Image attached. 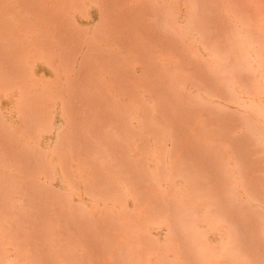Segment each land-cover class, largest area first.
Instances as JSON below:
<instances>
[{"label": "bare ground", "instance_id": "6f19581e", "mask_svg": "<svg viewBox=\"0 0 264 264\" xmlns=\"http://www.w3.org/2000/svg\"><path fill=\"white\" fill-rule=\"evenodd\" d=\"M86 8H87V5H86ZM158 14H159V12H158ZM158 14L156 13V15H158ZM169 14H170V11H169ZM161 15L162 14H159L158 17ZM162 17L163 18L165 17L162 20H165V19L167 20V17L170 18V19H168L169 26L166 30H168L169 32L174 34L175 37H177V35L180 36V38L181 37H187V36L190 37L193 35L195 36V27L196 26H194L191 23L190 18L185 19L183 21L179 20V22L178 21L175 22L174 21L175 16L173 17V16H171V14H170V16L169 15L166 16V14H165V16L163 15ZM0 25L3 26L4 25L3 22L2 23L0 22ZM173 25H176L177 29ZM237 33H236L235 42L232 43L233 49H235L233 53H235L236 56L233 57L232 59H227V58L226 59H224V58L219 59L220 51L214 49L215 47H212V49H214V50H212L211 47H209L210 49H208V48L207 49L210 52L214 53V56H211V58L213 60H216V66H217V68L220 69L219 70L220 72L226 71L228 69V67H230V66L234 70H239V74L243 70L248 71V73H246V77L247 76L248 77L247 78L245 77V78L247 80L250 77V80H247L248 83H250V84L249 85L247 84V86L245 85V88H247L248 94L256 96L257 100H255V99H249L248 100L244 97H241L240 94L238 93V91L235 90V85H236L235 82L232 81L228 77H225L223 80H221L220 78H216L215 82H217V85L221 86V88L217 86L218 89H220V90L222 89L225 92V94L227 93L228 98H230V101H232V103L239 105V108L232 109L231 112H228V111L226 112V110L224 112H226L227 114L232 113V112H233L232 114H235V112H236L239 116H241L242 120L245 121V125L247 126V131H246V133L242 132L244 134L243 136L246 137L245 135H247V137H249V134H250V136L254 138V139L252 138L253 141H255V143L252 142V148L251 149H248L249 147L247 144H248V142L251 143L250 141L252 139L250 140L248 138H244L242 135H239V136H241L242 139H240L236 135L234 136L232 131L235 128H233V130L231 128V132H232L233 136L229 133V130H230L229 124H231L232 122L229 123L231 120L229 122H226V121H227V118L230 119L229 117L231 116V114H230V116L225 118L226 113H223L224 114L223 118H225V119H223V121L226 120L225 124L223 123V125H227V126L229 125L228 126L229 129L227 126H225V127H227V129L225 131H224V128L222 129L221 127H218V126L217 127L220 128V129H218V131L220 130L221 132H218V131L214 132L216 130L211 131V130H209V128L207 130V128H204V127L202 128V126H201L202 129L199 128L200 126H197V125L200 123L199 121H202L201 119H199L202 116L200 114V112H202V111L199 109L201 107L205 106V108H203V109H205V111L207 112V115L209 116L210 112L208 113V111H209L208 106H210V109H211V107H217V106L215 105V103L213 104L211 100H207L205 98L207 93L199 90L200 88L196 89V90H192V91H189L187 89L188 90L187 92L184 90L180 91L181 90L180 89L177 92H171L170 93V91L174 90V89L172 90V88H171V87H173V83H175V81H173V80H172L171 87L168 84V88L165 86V85H167L168 82L164 83V81L162 80V82L164 84V88L167 89V91L169 90V87L171 89L168 92L166 91V95L164 96V94H163V96L165 98L167 97V99H168V96L173 93L172 94L173 96L172 95H171V97L169 96V99H171L170 101L172 103L174 102V105L171 107L174 109H178V110L179 109H183V110L186 109L185 111L180 110L179 118L181 117L182 121H183V119L184 120L187 119L185 116V113H187L188 110L194 111V112L196 111L192 108H189V107H191V105H194L196 103L195 105L197 107L201 106L198 108L197 114L193 113L195 115L194 117H195L196 121H197L196 116L198 114L201 115V116L199 115L200 117H198L199 123H196L197 125H195V126L192 125L193 127H191L190 124H188L187 122L184 121L185 123H181L180 124L181 126H178V123L182 122L181 120L179 122L174 121V119L176 120V118H177L176 115H179L178 110H176V112L178 114H176V112H175L174 119H173V116H171L172 119L169 118L170 116L168 117V115H170L172 113V108H170V111L168 112V114H166L167 110H166V112L163 111L164 113L162 111L161 112L163 114H165L164 116L162 115L163 119L169 118V119H167V121L171 120V122L173 120L176 127L171 125L172 124L171 122L168 125H167V122L162 123V121L160 123H156L155 118H152V117L150 118V116L147 115L148 110L157 109L154 107L156 105V103L153 104V107H152L151 106L152 104L148 105L149 102H144L143 100L140 101V99H142V97L140 96L141 97L140 98L139 93H136V91H135V93L138 94V97H136V98H135V96L133 97V94H135L132 91L133 86H135L134 90H137L136 85L139 82V80L141 79V76H144V75L143 74L139 75V73H138V75L140 76L139 80H138V78L135 77L137 75H134V70L132 71L131 70L132 67L130 66L131 68L130 67L129 68L131 71L128 70L129 71L128 74L131 73V77H128L129 76L128 74H125V76L128 75L127 77L130 78V80H131V78L135 77L133 79H136L137 81L135 82L136 85H135V83H134V85H132V84L129 85L131 83V81L129 80V84L127 85L128 81L126 80L127 82L126 81L124 82L123 81L124 79L121 76V79H122L121 81L123 82V84L125 83L126 86H130V87L132 86L131 91L133 93L129 96L128 107L123 109V111L128 112V113L127 114L125 113L126 116H123L124 113L122 115L119 114V116L121 115L124 117L123 120L128 119L127 121L129 124L126 123V125L128 124L129 127L122 124V122L124 124H125V122L121 120V117H120V120H118V121L119 122L122 121L120 123L123 126H120L119 122L117 123V125L112 124V116L114 114H116L114 111L115 109L112 110L113 112H111L109 110V109H111L109 107L110 104L107 105L108 103H110V99L112 96L109 97V95H108L109 101L107 100L108 103L106 104L108 106L107 110H109L111 113H113L111 117H110L111 113L107 112V110L105 109V111L107 112V115L109 114L108 116L110 117V118H108V121L110 119L111 123L107 121V116H105V112L103 111L104 110V106H103L104 103L102 101H104V99H106V98L99 99V95H98V99L101 100L100 101L101 103L97 102L98 100L96 102H94L97 97L93 98V96H95L98 93H95L94 95L93 94L91 95L89 93V95L92 96L91 102L87 101V100H90V96H89V99L86 98L87 99L86 100L84 98V100H83L84 103L87 101L86 107L90 108L89 110H91V107L94 104H97V106L102 104L101 106H103V108H101V106H100V110H102V109L103 110L100 112H102L103 114L98 113L99 115L97 118V115L95 113L96 120H95V115H93L94 111H91V113L93 112L92 114H89V112L87 113V114L91 115L92 118H94V119H92V121L95 120V124L97 123L98 120H100V121H98L99 124H101L100 122L102 120V125H103V122L105 124V121H106V123H110L109 126L104 125V128L102 127V125L98 124L101 128L104 129L103 130L100 128L99 130L101 132L102 131L105 132V130H107L106 132H108L109 127H111V124H112V126L116 127L117 130L119 129V131L115 132L114 135H113V132H111L112 133V136H111L112 139L111 140L114 141V142H112V147H111V145H109L110 143L108 142L111 140H109V138L107 141L105 140L106 139V133L104 134L103 132L102 133L100 132L101 135H103V136H99V137H102L101 138L102 142L104 140L105 145H108V147L105 149H102L100 147L102 149V151L99 149H98L99 151H97V149H96L95 153L93 152L94 149H93V151H91V149H90V147L93 148V146L90 144V143H92L93 138L91 139L86 135V137L88 138V141L86 140L88 142L87 144H90L91 146L90 147H88L89 145L86 146L85 145L86 142L84 144V141L86 138L83 139L84 138L83 135L87 134V131H85V134H81L82 131L79 130L78 134H81L83 136V138L81 139L78 137L81 141L80 140H77V141L75 140L76 142L73 141V145H75V143H76V146L78 143H83L82 145L80 144V147H77L78 149L82 150L85 147L84 150H86V147H88L89 151H91V153H88V155L90 156V154H93V155H91L93 157V159L92 158L91 159L94 161V167L97 168V176L93 177V175L95 174V172L93 171L92 174H89V176H91V178L88 177V179H87L85 177V179H84V175H81V177H78L76 179H71V177H73L72 175L70 177L71 170L69 169V166L71 164H70V161L69 162L66 161V160H68L66 158H70L71 156L62 157L65 154V153H63L64 151L62 152L63 154L60 153V157L63 158V160L60 161V159H59L60 163L64 164V161H66V163H69V165L67 164L68 166H67L66 171L64 170V168H66L65 167L66 164L64 165V168H63V166H60L63 170L62 172H63L64 176H63L61 171H55L54 176L52 175L53 177L50 178V177H48V174H47V171L50 168L45 167L46 168L45 169L42 165V167L46 171V173H44V172L43 173L47 175L48 179L46 181H43V183L47 184L46 186L43 183L39 184L40 188L44 185V187L41 189L42 191L40 190V192H43V189L45 188L44 190L47 193H46L45 201L42 202L43 198L41 200L37 201V203L39 202L38 206H40L41 203L44 206H47V205L50 206L51 204H54V209H55V203H57L56 207L62 208L61 212L64 213V214L60 213L61 215H59V217L61 216V218L63 216V218H64L63 223L65 224V222L67 220L71 221L70 222L71 224L75 223V224H73V226L74 225L77 226V227L75 226L76 230L75 229L72 230L74 228V227H72V225H70V228L67 229L68 225L66 227L65 226L66 224L64 225L62 223V225L66 228L67 232L62 231V234H60L61 235L60 239H59V234H58L60 231H57V233H56L58 235V236L56 235L57 238L51 237V235L53 233L49 234V231L45 232L44 226L42 225V227H41L39 225L46 222L45 223L46 226H48V227L49 226L52 227V226L49 224V222L44 221V220H43L44 222L41 223L42 221L39 218H40V215L43 214V212L47 216L49 215V218H46L45 215H42L41 218L45 217L48 220H52L51 222H53V223L56 222V220H55L56 218H53L54 219L53 220V219H51L53 217L51 215V213L48 214L50 209H48V212H45V211H47L46 208H48V206L45 208V210L43 208V212L41 214H39L42 211L41 207L39 208V209H41L40 212H39V209H37L38 212H35V213L31 210L30 216L38 213L39 217H38V215H36L38 221H36V220L33 221L32 218H30V217L29 218L32 221H29V219H28L29 212H28V215L25 214V215H27V220L24 219V220L20 221V216L23 219V217H22L23 214L21 213L22 211L18 214V215H20L19 220L17 218L18 216L16 217V215H15V217L11 216L12 212H14V210H16L14 207V204L10 205V204H7L5 201L7 200V202H9V203L12 202V203H19L20 204V202L22 203V201L26 199L25 196L29 193H27L25 195V192H24V194H23V191H21V188H23V187H20V186L27 184V182L25 183V181H28V182L31 181V180H27L26 178H24L25 175L29 179L30 175H32V173L34 171L35 172L33 173V175L34 174L37 175L38 173H40V169H39V172H37L36 168H35V170L33 169L32 173L30 171L32 169L31 168L32 164H30L32 162L31 159H35V157H37L39 153L37 154V156H33L34 150H32V152H30L28 150L29 148H27L26 150H27V152L29 151V154L31 153L30 155H28V153H26L28 156L23 155V154H25V153H23L24 150H22V152L20 150L19 153L17 152V154H16L15 151L19 150L20 147H18L19 145L14 144V142L16 141V140H14V137H13V139L11 138V140H13L12 142H13L15 148H13L12 147L13 145L11 146L10 144H9L10 146L5 145V147H8V148H6V150L5 149L2 150L1 157L3 156V151L5 150L4 158H5V155L7 153L10 154V151H12L13 156L11 153V155L9 156L10 157L9 159H12L14 157V152H15V155L19 154L21 156V154H22V157L26 156L28 158L30 156L31 157L33 156L34 158L30 157L26 160V161L30 160V163H29L31 165L30 169H29V165H28L29 161L27 162L28 167L27 166H26V168H25V166L23 167L24 163H26L23 161L24 157L23 158L19 157L20 162L17 161V163L22 164L21 167H23V168L21 170L23 171V169L25 168L24 170H25V172H27V174H25V172H24L23 174H25V175L22 176L25 179V181H24V179L22 180V182H24V184H22V183L19 184L20 182L17 179L16 180L12 179V178H14V175H16V174H14V175L12 174L13 175L12 176L10 173L11 177L8 178V175H6L7 176V177H5L6 179H3L2 176L4 173L1 174L2 171L0 169V176H1L0 177L1 178L0 179V194L2 195L1 198L5 200L4 201V200L0 199L2 201V202L0 201V204L2 203L1 207L3 208V206H4L6 210H7V205H8V208L12 205H13L12 208L14 207V210H12V211L10 209L11 207L9 208L10 212H11L10 214H9V209L5 213V215L6 216L9 215V217L5 218L4 220H0V264H264V100L261 97L262 91L259 90L260 79L256 78L257 73H258V69L256 68V66L259 64L260 65L264 64V53L260 54V52H261L260 47L261 46L259 47L258 50L256 48L250 47L248 49L249 52H246L244 49L241 48V47H243V46H241L242 42H239V38H238L239 32H237ZM257 34H255L254 41L256 40V38H258V40L260 39L264 45L263 35L261 34L262 35L261 36V35H257ZM122 37L124 38V40H126V38H125L126 35H123ZM128 37H129L128 38L129 41L127 43V40H126V45H129L131 43L129 45V48L132 45V42L136 43V45H137V40H139L138 37H137V40L134 37L132 38V36L131 37L128 36ZM119 40H120L119 42L121 43L122 39L119 38ZM124 40H123V42L125 44ZM131 40H133V41L130 42ZM138 42L141 43V41H138ZM136 45H135V47L133 46L134 49H133V47H131V50H133L132 55L136 54L135 57L140 55L139 53H134V51L137 52V50L135 48L137 47V49H138V47H139V45H137V46ZM129 48L127 47L126 53L128 52L127 50H130ZM140 48H141V46L139 47V49ZM139 49H138V52H139ZM4 51H6V49H4ZM4 51H2V52H4ZM2 52H1V48H0V59L1 60L3 58L5 59V61H3L4 59L1 61V63H3V67H2L3 69L1 68L2 64L0 65V82L1 83L3 82L0 85H2L1 87L3 88L4 80L6 79V77L3 78L2 76L3 75L7 76L5 74V72L7 70L5 68V71H4V67L7 66L6 65L7 62L9 63V60H11V59L9 58V53L5 54V56L8 55V58H9L7 61L5 56L3 57ZM142 52L143 51H141V54H142ZM146 52L149 53V51H146ZM129 54L131 55L130 52H128V56H129ZM144 54L145 53L142 54L143 57L146 56V55L144 56ZM99 55H101V54H99ZM115 55H116V52H115ZM115 55H113V56L115 57ZM117 56L119 57L118 54H117ZM125 56L128 57L127 54ZM125 56H123V57L121 56L122 59H120V60H122L121 61L122 64L124 61L126 62L131 57L130 56L128 59L125 58L123 61V58ZM147 56H148V54H147ZM103 57H105V55ZM143 57L141 56V60H143V62H144L146 60V58H143ZM119 58L116 59L118 64H120L118 62ZM133 59H134V56H133ZM136 59H137V57H136ZM131 60H130V62L133 61V60L132 61ZM141 60L139 59L138 61H141ZM116 61H115V63H116ZM148 61H149V59H148ZM81 62L84 63V61H82V60H81ZM130 62L128 60L127 65ZM146 62H147V60H146ZM146 62H144V64H142V65L145 66ZM4 63H5V65H4ZM10 63H11V61H10ZM13 63L15 65L16 62H13ZM138 63H140V62H138ZM17 64H18V62H17ZM152 64L150 65V67H152ZM123 65L125 67V70L128 69L129 65L125 66L126 63ZM155 65L156 64L153 65V68H155L154 67ZM148 66H149V63L147 65V67ZM11 67L12 66L10 65L9 68L11 69ZM15 67H17V66H15ZM15 67H14V69H15ZM18 67H19V65H18ZM150 67H149V70H150V72H152V70H151L152 68L150 69ZM118 68H120L119 69L120 73H118V70H116V72L118 74L117 79H119V75L121 74V72H123V71L125 72V70L123 69V66L120 65ZM121 68L123 69V71L121 70ZM156 68H158V67H156ZM10 69H8L9 70L8 72H10ZM133 69H134V67H133ZM145 69H146V66H145ZM154 70L155 69H153V71ZM112 71H113V73H115L114 72L115 69ZM140 71H143V70H140ZM145 71H147V69ZM246 71H243L244 73H242L243 74L242 78H244V74ZM2 72H4V73H2ZM8 72H7V74H8ZM228 72H229V70H228ZM126 73H127V70H126ZM88 74H87V76H88ZM109 74H110V72H109ZM148 74H149L147 76L148 78L151 77L150 76L151 74L154 75L153 73H149V72H148ZM92 75L93 74H91V76ZM91 76H89V81H90ZM114 76L116 77V74H114ZM123 76H124V74H123ZM80 77L81 76H79V79H80ZM93 77L94 76H92L91 78L93 79ZM127 77H124V78L126 79ZM145 77H143L144 80H145ZM153 77H156V75ZM223 77H224V75H223ZM79 79L77 78L78 82H79ZM77 80L74 79V81H76L75 84L77 83ZM80 80H82V79H80ZM83 80H87L86 77H84ZM155 80L157 81V83ZM246 80H243V81H246ZM74 81H73V83H74ZM150 81L151 80H149V82ZM159 81H160L159 77H158V80H157V77L153 78L152 82H155V83H153V85L157 84L160 86L162 84V82L160 84ZM247 81H246V83H247ZM147 82L148 81L145 82L146 86L148 84ZM152 82H150L151 86H153ZM219 82H221V84H219ZM71 83H72V81L70 82L69 88L71 87V89H72ZM180 83L182 84V81ZM212 83L213 82L210 81V84L212 86L215 85V83H213V84ZM243 83L244 82H242V85L244 88V84H246V83H244V84ZM81 84H83V83L81 82ZM163 84H162V86H160L161 92L158 90L159 89L158 86H156L158 88L156 90L151 87L150 89H145V91L147 92V90H148V92H152V91H149L152 89V90L157 91L158 96H160L161 93H165L164 92L165 89L164 88L162 89ZM206 84L207 83L205 82V86H206ZM76 85H78V87H79V84H76ZM88 85L91 87V82H88ZM121 85H122V83L120 82L119 86H121ZM138 85H139V83H138ZM138 85H137V87H138ZM176 85L178 86V84H176ZM208 85H209V83H208ZM89 86H88V88H90ZM119 86H118V91H119ZM146 86H144V87L146 88ZM122 87L125 88L124 85ZM139 87H141V85ZM144 87H141V88L144 89ZM149 87H150V85H149ZM182 87H184L183 84H182ZM83 88H85V87H83ZM123 88L119 92L126 89L125 91L127 92V95H128V93H129L127 90L128 87H126L125 89H123ZM147 88H148V86H147ZM177 89H179V88H177ZM182 89H184V88H182ZM84 90L85 89H82V90L80 89L79 91L82 92ZM216 90L217 89L215 88V92H216L217 96L220 97L219 95H221L222 92H219L220 90H218V91H216ZM74 91H75V89H74ZM158 91H159V93H158ZM213 91H214V89H213ZM93 92H95V91H93ZM190 93H191V95H190ZM77 94L79 95L80 92L77 91ZM83 94H84L83 97H86L87 93L85 94V92H82V95ZM167 94H169V95L167 96ZM73 95H74V93H73ZM80 96H81V94H80ZM222 96H224V95L222 94ZM83 97H81V98H83ZM69 98H70V94H69ZM137 98L139 99V102H138V100L137 101L134 100ZM159 98L161 99V97H159ZM165 98H163L164 101H165ZM193 99L195 102L194 104H193ZM71 100H73V98ZM75 100H77V98ZM78 101H80V100H78ZM83 101H81L82 104H83ZM105 102H106V100H105ZM142 102H144V103H142ZM156 102H157V100H156ZM159 102L160 101L158 99V104H159ZM168 102H169V100H166V104ZM204 102L206 104H204ZM111 103L112 104L115 103L114 100H112ZM164 103L162 101V103H160V104H163V106H165L166 104L164 105ZM172 103L171 104L168 103L169 106L172 105ZM32 104H33V102H32ZM112 104L110 105L111 107H112ZM81 105H79V106H81ZM79 106H77V108ZM115 106L118 108L117 103L115 104ZM123 106H124V104L122 105V108H123ZM163 106H159V107H161V109H163ZM196 106L195 107L193 106V107L195 109H197ZM71 107H72L71 108L72 110H73V108L75 110V107H73V105ZM148 107L150 109L145 110V108L147 109ZM93 108L95 109V111L99 112L98 110H96L97 109L96 107L93 106ZM122 108H120V109H122ZM217 109H218V111L222 109L221 111L223 112V110L225 108L218 105ZM116 110H119V109H116ZM25 111L28 112V108ZM77 111H80V108ZM86 111H88V110H86ZM174 111L175 110H173V113H174ZM181 111L183 112L182 116H181ZM27 112H25L23 114H27ZM144 112H145V114H144ZM146 112H147V114H146ZM203 112H204V110H203ZM203 112H202V114H203ZM117 113H118V111H117ZM121 113H122V110H121ZM76 114H77V112H76ZM193 114H191L190 116L189 115L187 116L190 118V120H192V121H190V120H187V121H190L191 123L193 122L192 124H194V121H195ZM1 115L6 117V118L7 117L10 118L12 116V113H9V108H6V109L0 108V117H1ZM102 115H104L106 118H104V116H102ZM127 115H128V117H127ZM183 115L185 116L186 119L184 118ZM207 115H206V118H208ZM219 115H221V116L217 117L218 113L216 114V116L213 114L214 118H211L212 115H211V117L209 116L210 120L213 119L216 121L214 123V125L217 122H219L218 119L220 117L222 119V114H219ZM237 116L235 115L233 117H237ZM88 117H90V116H88ZM102 117L104 118V121H103ZM116 117L119 118L118 116H116ZM216 117H217V119H216ZM23 118H25V116ZM71 118L73 119V117H71ZM82 118H81V116H80V118L78 117V119H80V120ZM113 118L115 120L114 122H116L117 118H115L114 116H113ZM27 119L29 120L28 117H27ZM67 119H69V118H67ZM85 119H87V117H85L84 120ZM203 119H205V118L203 117ZM235 119H234V122H236ZM238 119L239 118H237V120ZM242 120H241L240 124H242ZM0 121H1V119H0ZM29 121L31 123V120H29ZM24 122H25V120H24ZM82 122L84 125V121H82ZM30 123L27 122L26 124H30ZM87 123L89 125L88 121H87ZM164 123H166V124H164ZM220 123H221V121H220ZM0 124H1V122H0ZM31 124H35V122L33 121ZM70 124H72V125L75 124V126L79 128V124L76 123V121L70 122L69 126L67 125V127H69V130L71 129L70 131H73V132H74V128H75V131L78 130V128H76L75 126H73V129L70 128ZM95 124L93 123V125H94L93 127H95V129L92 130V127L90 129V133L92 132L93 136H94V134L96 135V133H94V131L95 130L98 131V128H99V126H98V128L96 129L97 124H96V126H95ZM203 124H204V122H203ZM205 124H206V122H205ZM50 125H51V122H50ZM209 125L210 124L208 122L207 127H209ZM217 125H220V124L217 123ZM236 125H238V127L240 126L239 123L238 124L236 123ZM90 126H91V121H90ZM124 126H126L128 129L126 130L124 128ZM186 126H187V131L185 128ZM210 126L213 127L212 125H210ZM30 127H33V125H30ZM80 127L82 129V126H80ZM87 127H85V128H87ZM122 127L124 128L125 131H123V129H121ZM130 127H131V129L133 128V130L135 131V134H137V137L130 134V131H129ZM111 128H113V127H111ZM177 128H178V130L180 129L179 132H177ZM34 129H36V126ZM168 129L169 130L172 129V131H171L172 134H170ZM213 129H214V127H213ZM49 130H50V128L48 129L47 133H49ZM64 130H63V132H64ZM222 130H223V132L227 131V133H223ZM0 131H2V129ZM120 131L122 132V134ZM73 132H72V136L77 134V132H75L74 134H73ZM176 132L179 133L178 134L179 136L176 134ZM182 132L184 133L182 135H187V134H185V132H187L188 138H185L186 136L180 135V133H182ZM97 133L99 134V131ZM40 134L37 133L36 134V135H38L37 137H39ZM234 134H235V132H234ZM2 135H3V137H6V138L0 139V144L2 142L1 140H3V141L5 140L6 143L8 144V142L10 141L9 135L7 134L8 135V141H7V135L5 136L3 131H2ZM59 135H61V134L59 133ZM104 135H105V138H104ZM1 136H0V138H2ZM70 136H71V134H70ZM97 137H98V135H97ZM97 137H94V138L97 139ZM133 137H136V138H134V140H131ZM183 137L185 139H183ZM36 138H35V140H36ZM59 138H60V136H59ZM73 138H75V137H73ZM236 138H238V144L239 145L240 144L244 145L246 142L247 143V144H245L246 148H244L245 146H243V148H242V145L239 146L237 144ZM89 139H91L90 142H89ZM171 139H172V141H171ZM227 139L229 142L231 140L232 143L230 142V145L233 144L234 148H237V149L240 148V150H241L240 152L242 154L239 153V155L236 156V154L238 152H233V150L231 153L227 154L228 150L232 149L229 147V145H228L229 142H227ZM60 140H62V138ZM72 140H74V139H72ZM168 140L171 142L173 150L170 147H168V144H167ZM234 140H235V143L238 145V147L236 144L233 143ZM241 140L244 141V143ZM5 141L3 144H5ZM34 142L36 143V147H37L38 142L37 141H34ZM60 142L62 143V141L57 142L58 145ZM71 142L72 141H70V144H72ZM96 142H97V140H96ZM99 142H101V141H99ZM99 142H97V144ZM57 143H56V146H57ZM93 143H95V142L93 141ZM17 144H19V143L17 142ZM32 144H33V142H32ZM95 144H93V145H95ZM102 144L104 145V143H102ZM253 144L257 145L258 148L255 147V145L253 146ZM53 146H55V145H53ZM11 147H12V149H11ZM73 147H74V149H73L74 151L72 153V156H73L74 152H76L75 146H72L70 148H73ZM95 147L97 148V145H95ZM231 147H232V145H231ZM1 148H4V147L2 146V147H0V149ZM31 148H32V145H31ZM58 148H59V150H58L57 154L59 156V151L61 150L60 145ZM58 148H55L56 151ZM8 149L10 150L9 152H8ZM49 149H50L49 146L42 148L44 153H50ZM13 150H14V152H13ZM39 150L41 151L40 147H39ZM39 150L37 148V151H39ZM170 150H171V152H170ZM86 151H88V150H86ZM252 151H253V153H252ZM258 152H259L258 156L252 157V155H255ZM44 153L42 155H39L40 156V158L38 157L39 160L40 159L42 160ZM233 153H235V156ZM54 154H55V152H54ZM61 154H62V156H61ZM66 155H68V153H66ZM75 155L78 156V153H75ZM88 155H86V156L89 157ZM241 155H242L243 159H242ZM1 157H0V159H1ZM17 158L18 157H15L14 159H17ZM38 158H36L35 161ZM48 158H50V157L48 156ZM64 158H65V160H64ZM14 159H13V161L15 163L16 161ZM25 159L26 158H24V160ZM44 159L45 158H43V160ZM103 159H104V161H103ZM45 160L47 161V159H45ZM2 161H3V167H6V166H4V163L6 160L2 159ZM35 161L33 162V165L35 164ZM1 163L2 162H0V165H1ZM10 163H12V160ZM37 163H38V160H37ZM41 163L44 164L43 161ZM50 163H52V162H50V159H49V163L47 165L50 166ZM38 164H37V166H38ZM6 165H8V164H6ZM9 165H11V164H9ZM84 165H86V163ZM92 165H93V162H92ZM97 165H100L101 167H97ZM12 166H14V165H11V167ZM138 166H141L140 169L137 168ZM15 167H18V164L15 165ZM33 167H36V164ZM40 167H41V165H40ZM7 168L9 170V167H7ZM18 168H20V167H18ZM27 168L30 171L29 172L30 175L28 173ZM53 170L54 169H52V170L50 169V171H48V172L50 173ZM120 170L121 171L123 170L124 173H121ZM22 171H20V175H21ZM4 172H6V171H4ZM7 172L5 174H7ZM17 173H19V172H17ZM117 173L120 175L124 174V176H122V177H126L127 180L125 178H121L120 176L119 177L117 176L118 179H115V174L118 175ZM51 174H53V172ZM51 174H49V176H51ZM20 175H19V179L21 178ZM27 175H29V176H27ZM15 178H16V176H15ZM20 181H21V179H20ZM72 181L75 184L77 182V185H74V183H72ZM53 182H57V184L54 185ZM37 185H38V180L37 181L34 180V181H31V183H29V186H31V188H32V191H30V192H33L31 197L35 194V190H36V192H38L37 191L38 190ZM27 186H28V184H27ZM27 186L24 188H28ZM30 189L28 188V191ZM40 192H39V195H40ZM20 194H21V196H19ZM22 195H25L24 196L25 199L24 198L22 199ZM35 195L39 196V195H37V193ZM28 196L29 195H27V197ZM36 196L34 198H37ZM43 196H45V195L43 194ZM63 196L66 197L67 201L69 200V203H67V205L66 204L63 205V202H61ZM29 199L31 200L30 196H29ZM30 200H29L28 204L32 203L31 204V207H32L33 202H31ZM27 201H28V199H27ZM40 201H41V203H40ZM34 203L36 206V201H34ZM43 205H42V207H44ZM19 207H20V205H18V209H19ZM92 207H95L99 211L100 217H96L99 219V222L97 221L98 219H95V220L89 219V217L93 214L91 212ZM22 208H23V206H22ZM36 208H38V207L36 206ZM74 208L76 210L74 212H72ZM0 210H1L0 215H3L5 210H3L1 208H0ZM16 212H18V211H16ZM16 212H15V214H16ZM24 213H26V211H24ZM86 213L90 214L89 217L86 215ZM170 214H172L171 218H170ZM5 215H3V217ZM24 217H26V216H24ZM91 218H93V217H91ZM10 220H13V222ZM101 220H103V221H101ZM61 221H62V219H61ZM61 221L59 222V225L61 224ZM68 221H67V224H69ZM96 221L98 224L100 222H104V226H105V224H106V226L105 227L101 226V228H96V225H95V227H94L95 230H94V229H92L93 226H90V225L91 224L94 225L96 223ZM39 222H40V224H39ZM14 224H16V225H14ZM83 224H84V226H83ZM55 226H57V225H55ZM71 227H72V229H71ZM55 228H57V230H58L59 227H54V231H55ZM61 229H62V227H61ZM59 230H60V228H59ZM68 230H71V231H68ZM111 230L116 232V233L111 234V232H110V236H109V231H111ZM50 231H51V229H50ZM75 231L77 232V234H79L82 237H86L85 235H87V238L90 237V239H83V238L76 237ZM103 231L104 232L107 231L108 233H106L104 235ZM101 232L103 233V235ZM54 234H55V232H54ZM70 240H73V241H70Z\"/></svg>", "mask_w": 264, "mask_h": 264}, {"label": "rangeland", "instance_id": "374dc122", "mask_svg": "<svg viewBox=\"0 0 264 264\" xmlns=\"http://www.w3.org/2000/svg\"><path fill=\"white\" fill-rule=\"evenodd\" d=\"M86 5H87V8H86ZM169 11H170L171 16H173V17L175 16L174 17L175 22H177V21L179 22V20L183 21L185 19L190 18L191 23L194 26H196L195 27V36L193 35L190 37L187 36V37H181L180 38V36L177 35V37H175L174 34L169 32L168 30H166L169 26L168 19H170V18L167 17V20L166 19L162 20L165 18V17L163 18L162 16L163 15L165 16V14H166V16H168V15L170 16ZM158 12H159V14H162L159 17H158V15H159ZM156 13L158 15H156ZM0 22L1 23L3 22V24H4L3 26L0 25V48H1V52L4 51V49H6L7 52L6 51L2 52L3 57L5 56V54L9 53V58L11 59V60H9V63L7 62V64H6L7 66L4 67V71H5V68L7 70L5 72V74L7 76L8 75L9 76L8 77L4 76V75L2 76L3 78L6 77V79L4 80L3 88L1 87L2 85H0V108H5V109L9 108V113H12V116L10 118L9 117L6 118L2 115L0 117V119H1L0 130L2 129L4 135L6 136L8 134L9 138H10V141H9L10 143L8 142V144L6 143L5 140H4L5 144H3L4 141L1 140L2 142L0 144V147L3 146L4 148L0 149V157L2 155V150L3 149L6 150V148H8V147H5V145L8 146L9 144L11 146L13 145L12 146L13 148H15L14 144L19 145L18 146V147H20L19 150H16L17 148L15 149L16 154H17V152L19 153L20 150H21V152H22V150H24L23 153H25V154H23V155L28 156L31 154V153L29 154V151L32 152V150H34L33 151L34 154L32 153L33 156H37V154L39 153L38 156L35 157V159L38 157L40 158L39 155H42L44 153V151L42 150L43 147H47V146L50 147V149H49L50 153H44V155H43V158L47 159V161L45 159L43 160L42 157H41L42 160L41 159L39 160V158H38L37 160H38L39 164L37 163V160L35 161V159H31L32 160L31 163H30V160H28L29 162L26 161L31 156L28 158L26 156L25 157L23 156L24 158H26L24 160V158L22 157V154H21V156L19 154H18L19 156L15 155L14 150H13L14 157L12 159H9L10 158L9 156L12 153V151L9 150L10 148L8 149V152L10 151V154L7 153L8 155L7 154L5 155V158H6L5 159L4 158L5 150H4L3 156L0 159V162H2L0 165V167L2 166L0 168L2 171L1 174L4 173L2 176L3 179H6L5 178V177H7L6 175H8V178H9V177H11L12 174L13 175L16 174V175H14V178H12V179H15V180L17 179L20 182L19 184H21V183L24 184V182H22V180L24 178H26L27 180H31V181H34V180L37 181L38 180V185H37V189H38L37 191L38 192H36V190H35V194L37 193V195H39V192L44 187V185L45 186L47 185V184L43 183V181H46L48 179L47 175L44 174V173H46V171L44 170L45 167L50 168L51 170L54 169L52 171L53 174H51L52 172H50V173L48 172V171H50V169H48V171H47L48 177L51 178L54 176L55 171H61L62 172L63 170L60 166H63V168H64L65 164H66V166H65L66 168H64V170L66 171L67 166L69 165V163H66V161L67 162L70 161V164H71L69 166V169L71 170L70 177H71V175L73 176V177H71V179H76L78 177H81V175H84V179H85V177L87 179H88V177L91 178V176H89V174H92L93 171L95 172L93 177L97 176V168L94 167V161L92 160L93 157L91 156L93 154H90V156H91L90 157L88 155V153H91V151H93V149H94L93 152L95 153L96 149H97V151H99V150L102 151V149H105L108 147V145H105L104 140L102 142V139H101L102 137H99V136H103V135H101V133L103 132L104 134L106 133V139L105 140L107 141L108 138H109V140H111L112 139V137H111L112 133L111 132H113V135H114L115 132L119 131V129L117 130V128L112 126V124L117 125V123L119 122L118 120H120V117H121V120L125 122V124H124L122 121H120V122H122L123 125H126V123H128V121H127L128 119L123 120L124 119L123 116H126V114L128 113V112L123 111V109L128 107L129 96L133 92L135 93V91H136V93H139V97L140 96L142 97V99H140V101L143 100L144 102H149V104L148 103L147 104L148 105L152 104L151 105L152 107H153V104L156 103V105L154 107L157 109H155V110H152L149 107L147 109L145 108V110H148V109L151 110V111L148 110V114L146 112V114L149 115L150 118L151 117L155 118L156 123H160L162 121V123L167 122V125L170 124L171 120L167 121V119H169V118L172 119L171 116H173V119H174L175 112L178 109H174L171 107L174 105V102L172 103L170 101L171 99H169V96L171 97V95L173 93L170 95L167 94V96L169 95L168 99H167V97L166 98L164 97L166 95L167 89L164 88V84H163L162 80L164 81V83L168 82L167 85H165L167 88H168V84L171 87L172 80L175 81L176 84H178V86H177L175 83H173V87H171L172 90L174 89L173 91H170L171 89L169 87L168 91H170V93L171 92H177L180 89H181L180 91L184 90L187 92L188 90L192 91V90H196V89L200 88L199 90L207 93V95L205 96V98L207 100H211L212 103L213 104L215 103V105L217 107H218V105H220L223 108H225L222 112L221 111L222 109L219 111H218L217 107H211V109H210V106L207 105L208 110H209L208 113L210 112L209 116L211 117V115H212L211 118H214L213 114L216 116V114L218 113L217 117L221 116L219 114H222V119L220 117L218 119L219 122H217L220 125H217V123L214 125V123L216 121L213 119H211V120L209 119L210 117L207 115V112L205 111V109H203V108H205V106L204 107H201V106L197 107L195 105L196 103L194 102V99H193V104L194 103L195 104L191 105V107H189V108H192L196 111L194 112V111L188 110L187 113H185V116L187 119L183 115L186 120L183 119V121H182V118L181 117L179 118L180 110L185 111L186 109L185 110L179 109L178 110L179 115H176V117H177L176 120L174 119L175 122L176 121L179 122L180 120L182 121V122L178 123V126H181L180 125L181 123L187 122L188 124H190L191 127H193L192 125L195 126V125H197L196 123L200 122L197 125V126H200L199 128H201V126H202V128L203 127L207 128V130L209 128V130H211V131L216 130L214 132H217L218 129H220L218 127H221L222 129L224 128V131H225L227 129V127L230 125L229 133L232 135V132H233V135L238 136L240 139H242V138L239 135L243 136L244 135L243 133L244 132L246 133V131H247V126L245 125V121L242 120L241 116H239L236 112H235V114H232L233 112L229 113V114L226 113L227 111L231 112L232 109L239 108V105L232 103V101H230V98H228L227 93L225 94V92L222 89L220 90L217 88V86L220 88H221V86L217 85V82H215V81H216V78H220L221 80H223L225 77H228L232 81L235 82V84H236L235 90L238 91V93L240 94L241 97H244L248 100L249 99L257 100V97L253 96V95H249L247 88H245V85L247 86V84L248 85L250 84L247 81V80H250V77L246 80V78L248 77V76L246 77V73H248V71L243 70V71H246L244 74V78L246 77L245 79L242 78V76H243L242 73H244L243 71L239 74V70H234L231 66L228 67V69L226 71L220 72L219 71L220 69L217 68V66H216V60H213L211 58V56H214V53L210 52L208 49H210L209 47H211V49H212V47H215L214 49L219 50L220 51L219 59L220 58L232 59L233 57L236 56V54L233 53L235 49H233L232 43L235 42L236 33L239 32L238 38H239V42H242L241 43V46H243V47H241L242 49H244L246 52H249L248 49L250 47L256 48L258 50L259 47L261 46L260 47V49H261L260 54L264 53V45L261 42V40L260 39L258 40V38H256V40L254 41L255 34H257V33H258L257 35L262 34L264 37V0H1L0 1ZM173 26L177 29L176 25H173ZM123 35H126L125 38L127 40V43L129 41L128 36H130V37L132 36V38L134 37L136 40L138 37L139 40H137V45H139V47L141 46V48L139 49V47H138L139 52H138L137 47L135 48L137 50V52L134 51V53L140 54L139 56H136L137 59L135 57L136 54L132 55L133 50H131V47H133V46L135 47L136 43H133L132 42L133 40H131L130 42H132V45L129 48V45L131 43L129 42L130 44L126 45V40H124V38L122 37ZM119 38L122 39L121 43L119 42L120 41ZM123 40L125 41V44H124ZM138 41H141V43H139ZM126 46L130 49V50H127L128 52L131 53V55L129 54V56H128V52L126 53V49H127ZM134 47H133V49H134ZM214 49H212V50H214ZM141 51H143L142 54L145 53L144 56L145 55L147 56V54H148V56L143 57V55L141 54ZM146 51H149V53H147ZM115 52H116V55H115ZM125 53L127 54L128 57L125 56L126 55ZM99 54H101V55H99ZM117 54L119 55L120 58L117 56ZM104 55H105V57H103ZM113 55H115V57ZM121 56L122 57L125 56L123 58V61L125 58L128 59L130 56H131L130 59H128L129 62L131 59L133 60V61L131 60L132 62H130L128 64L129 66L127 65L128 60L126 59L127 61L126 62L124 61L126 63L125 66H128V69H126L127 73H126L125 67L123 65L125 63L123 62V64H122V62H121L122 60H120V59H122ZM133 56H134V59H133ZM141 56L143 58H146L147 62L145 59H144L145 60L144 62H146L147 65L149 63L148 67L145 64L147 71H145L146 70L145 66L142 65V64H144V62H143V60H141ZM5 58L8 61V59H9L8 55L5 56ZM117 58H119L118 62L120 64L117 63V61H116ZM139 59L141 61H138ZM148 59H149V61H148ZM2 60L0 59V65L2 64L1 68L3 67V63H1ZM81 60L84 61V63H82ZM114 60L116 61V63ZM3 61H5V59ZM10 61H11V63H10ZM12 61L16 62L15 65ZM17 62H18V64H17ZM138 62H140V63H138ZM150 63L152 64V67H150V65H151ZM154 64H156L154 66L155 68H153ZM4 65H5V63H4ZM10 65L12 66L11 69L9 68ZM18 65H19V67H18ZM120 65L123 66V69L125 70V72L121 68V70L123 72H121V74L119 75V79H120L119 80V79H117L118 74H117L116 70H118V73H120L119 72L120 68H118ZM15 66H17V67H15ZM14 67H15V69H14ZM129 67L131 68L132 71L134 70V75H137L135 77H137L138 80L140 77L139 75H142V74L144 75V76H141V79L138 82L139 85L137 83L138 87L135 83L137 80L133 79L135 77L131 78V80H130V78H128V77H131V73L128 74V72H129L128 70H130ZM133 67H134V69H133ZM149 67H150V69L152 68L151 69L152 72H150ZM156 67H158V68H156ZM256 68L258 69V73H257L256 78L260 79L259 90L262 91L261 97L264 100V64L263 65L259 64L256 66ZM8 69H10V72H8L9 71ZM114 69H115V71H114L115 73H113V71H112ZM153 69H155V70L153 71ZM140 70H143L144 72L140 71ZM228 70H229V72H228ZM7 72H8V74H7ZM109 72H110V74H109ZM148 72L153 73L154 75L151 74L150 75L151 77L148 78L147 77L149 75ZM2 73H4V72H2ZM138 73H139V75H138ZM87 74H88V76H87ZM91 74H93L92 76H94L95 78L93 77V79H92ZM114 74H116V77L114 76ZM123 74H124V76H123ZM125 74H128L129 76L127 75L128 76L127 77V76H125ZM155 75L157 77V80H158V77L160 78L159 82H160V84H161V82L163 84L162 89L163 88L165 89V91L163 90L165 93H161L162 96L161 95L158 96L157 91H155L156 89H158L156 86L159 87V89H158L159 91L161 89L160 86H162V84L160 86L157 84L153 85V83H155V82H152V81H153V78H156V77H153ZM223 75H224V77H223ZM79 76H81L80 79H82V80L79 79ZM89 76H91L90 81H89ZM121 76L124 79L123 80L124 82L126 80L128 81V82L126 81L127 85L129 84V80L131 81V83L129 85H131V84L134 85V83H135L137 90H134L135 86H133V90H132L133 92H132L131 91L132 86L130 87V86H126L125 83L123 84V82L121 81L122 80ZM82 77L83 78L86 77L87 80H83ZM124 77H127V78L125 79ZM143 77H145V80ZM77 78L79 79V82H78ZM74 79L77 80L76 84H79V87H78V85L75 84L76 81H74ZM149 80H151L150 82H152L153 86H151V83L149 82ZM243 80H246L247 83H246V81H243ZM71 81H72V83H71L72 89H71V87L69 88ZM73 81H74V83H73ZM146 81H148L147 82L148 88H147L146 83H145ZM181 81H182V84L184 85V87H182V84L180 83ZM210 81L215 83V85L212 86L210 84ZM241 81L246 83V84L243 83L244 88H243ZM81 82L83 84H81ZM88 82H91V87L89 86L90 84L88 85ZM120 82L122 83L121 86H119ZM141 82L142 83L144 82L143 83L144 85ZM205 82L207 83L206 86H205ZM2 83L0 82V84H2ZM156 83H157V81H156ZM208 83H209V85H208ZM219 84H221V82H219ZM123 85L125 86V88L128 87V89H127L129 92L128 95H127V92L125 91L126 89L122 87ZM140 85H141V87L146 86V88L144 87V89H143V88L139 87ZM149 85H150V87H149ZM88 86L90 88H88ZM118 86H119V91L122 90V88L125 90L121 91L122 93L119 92ZM83 87H85V88H83ZM151 87L155 90H152V89L149 90L152 92H148V90H147V92L145 91V89H150ZM177 88H179V89H177ZM182 88H184V89H182ZM215 88L217 89L216 91L220 90L219 92H222L221 95H219L221 98L217 96V94L215 92ZM74 89H75V91H74ZM80 89L81 90L85 89L82 92H85V94L87 93L86 97H83L84 94L82 95V92L79 91ZM213 89H214V91H213ZM76 90L78 92H80L81 96H80V94L79 95L77 94ZM93 91H95V92H93ZM159 91H158V93H159ZM73 93H74V95H73ZM89 93L91 95L98 93L95 96H93V98L97 97L96 100L94 99L95 100L94 102H96L97 100H98L97 102H100L101 100H99V99L106 98V99H104V101H102L104 103L103 104L104 110L103 109L102 110L105 112V116H107V121H108V118H110L112 116L113 113H111V112H113L112 110H114V109H115L114 111L116 114H114L113 116L115 118H117L116 116L119 117V118H117V121L114 122L115 120L112 116L111 127H113V128L109 127L108 132H106L107 130H105V132L104 131L101 132L99 130L101 128L99 125H102V120L100 122L101 124L98 123V121H100V120H98L96 123L97 124L96 129L99 126V128H98L99 134L97 133L98 132L97 130L94 131V133H96V135L94 134V136L92 135L93 134L92 132L90 133L91 127H92V130L95 129V127H93L94 126L93 123L95 124L96 115L98 118V115L102 113V112H100V111H102V110H100V106L102 104L98 105V106H97V104L93 105L94 107L97 108L96 110H98L99 112L95 111L93 106L91 107V110H89L90 108L86 107L87 106L86 102L87 101L91 102V99H92V96L89 95ZM136 93L133 94V97L135 96V98L138 97V94H136ZM69 94H70V98H69ZM163 94H164V96H163ZM222 94L224 96H222ZM98 95H99V99H98ZM108 95H109V97L112 96L110 99V103L107 102V100L109 99ZM190 95H191V93H190ZM89 96H90V100H87V99H89ZM81 97H83V98H81ZM159 97H161V99ZM72 98H73V100H71ZM76 98H77V100H75ZM84 98L85 99L87 98L86 99L87 101L85 103L83 101ZM163 98H165V101L163 100ZM158 99L160 101L159 104H158ZM78 100H80V101H78ZM105 100H106V102H105ZM112 100H114L115 103L112 104L111 103ZM134 100L135 101L138 100V102H139L138 98L134 99ZM156 100H157V102H156ZM166 100H169L168 103H170V104L172 103V105L169 106L168 103H167L168 104L167 105ZM81 101H83V104ZM162 101H163V103L165 102L164 103V105L166 104L165 106H163V104H160V103H162ZM32 102H33V104H32ZM144 102H142V103H144ZM116 103L118 104V108L116 107L117 105L115 106ZM106 104L107 105L112 104V107L109 105V107L111 108L109 110L111 112L109 110H107L108 106ZM121 104L122 105L124 104L125 107L123 106V108H122ZM204 104H206V103L204 102ZM72 105H73V107H75V110H74V108H73V110L71 109ZM79 105H81L82 107ZM77 106H79V107L77 108ZM103 106H101V108H103ZM159 106H163V109H161V107H159ZM193 106L194 107L196 106L197 109H195ZM119 107L122 109H120ZM199 107L202 108V109L200 108L199 110H201L202 112L204 110V112H203V114H202V112H200V114L202 116L200 114H198L196 116V118H197V121H196L194 114L198 113L197 110ZM27 108H28V112L25 111ZM79 108H80V111H77ZM170 108H172V113L170 115H168V117L169 116L170 117L163 119V116L165 115V114H163L164 113L163 111L166 112V110H167L166 114H168V112L170 111ZM105 109L107 110V112L111 113L110 117L108 116L109 114L107 115V112L105 111ZM116 109H119L120 111L116 110ZM86 110H88V111H86ZM121 110H122V113H121ZM173 110H175L174 113H173ZM225 110H226V112H224ZM91 111H94L93 115H95V113H96L94 121H92V119H94V118H92L91 115H89V114L93 113V112L91 113ZM117 111H118V113H117ZM182 111H181V116L183 114ZM25 112H27L28 115L23 114ZM71 112L72 113L74 112V113L72 114ZM76 112H77V114H76ZM88 112H89V114H87ZM178 113L176 112V114H178ZM223 113H226L225 118H227L231 114V116L229 117L230 119L227 118V121L226 120L225 121L229 122L231 120L229 123L232 122L231 123L232 125L229 123H228L229 124L228 126L223 125V123L225 124V121H223V119H225V118H223L224 117ZM119 114H121V115L123 114V116H121V115L119 116ZM144 114H145V112H144ZM191 114H193V117L195 119L194 124H192L193 122L192 123L190 122L192 120H190V118L187 117L188 115L190 116ZM23 115L25 116L26 119L28 117L29 120H31V123L34 121L35 124H31L28 119H27L28 120L27 121L25 118H23L24 117ZM79 115L81 116V118L83 117L81 120L78 119V117L80 118ZM206 115L208 118H206ZM235 115L236 116L238 115V116L233 117ZM88 116H90V117H88ZM102 116H104V115H102ZM105 116H104V118H106ZM71 117H73V119ZM85 117H87L88 120L87 119L84 120ZM127 117H128V115H127ZM198 117H200L199 119H201L202 121L198 122V120H199ZM203 117L205 119H203ZM217 117H216V119H217ZM67 118H69V119H67ZM104 118L102 117L103 121H104ZM237 118H239L240 120L238 119L239 120L238 121ZM234 119L236 122H234ZM24 120H25V122H24ZM187 120H190V121H187ZM241 120H242V124L244 123L243 125L240 124ZM75 121H76V123L79 124V128L76 127L75 124H73V125L70 124V128L73 129V126L78 128L77 131H75V128H74V132H73V131H70L71 129L69 130V127H67V125L69 126L70 122H75ZM82 121H84V125H83ZM87 121L89 122V125H88ZM90 121H91V126H90ZM207 121L209 122L210 125H212L214 127V129L210 125H209V127H207V125H208ZM220 121H221V123H220ZM27 122L30 124H26ZM50 122H51V125H50ZM108 122L111 123L110 119ZM120 122H119L120 126H123V125H121ZM203 122H204V124H203ZM205 122H206V124H205ZM110 123H106V121H105V124L103 122L102 127L104 128V125L109 126ZM171 123H172L171 125L176 127L173 120ZM236 123L237 124L239 123L240 126L238 127V125H236ZM96 124H95V126H96ZM128 124L126 126H128ZM164 124H166V123H164ZM30 125H33V127H30ZM35 126H36V129H34ZM80 126H82V129ZM126 126H124V128L127 130L128 128ZM225 126H227V127H225ZM85 127H87V128H85ZM49 128H50L49 133H47ZM103 128H101V129H103ZM124 128L122 127L121 129H123V131H125ZM185 128L187 131V126ZM231 128H232V130H233V128H235L236 130L234 129L235 131L233 130L231 132ZM228 129H229V127H228ZM63 130H64V132H63ZM79 130L82 131L81 134H85V131H87V134L83 135L84 138L81 134H78ZM2 131H0V133H1L0 136L2 135ZM129 131H130V134L137 137V134H135V131L133 130V128L131 129V127H130ZM171 131H172V129L169 130L170 134H172ZM179 131H180V129L178 130V128H177V132H179ZM58 132L61 135H59ZM72 132H73V134L75 132H77V134L72 136ZM177 132H176V134L178 135L179 133H177ZM218 132H221V131L219 130ZM222 132H223V130H222ZM234 132H235V134H234ZM37 133H39V134L41 133L39 135V137H37L38 136V135H36ZM223 133H227V131L223 132ZM70 134H71V136H70ZM121 134H122V132H121ZM182 134H184V133L183 132L180 133V135H182ZM185 134L188 135L187 132H185ZM8 135H7V141H8ZM86 135L91 139L93 138V141L96 144L93 143V141H92V143L97 145V148L92 143H90V144L93 146V148L90 147L91 146L90 144H87L88 138L86 137ZM97 135H98V137H97ZM187 135H182V136H186L185 138H188ZM59 136H60V138H59ZM245 136L246 137H244V136L243 137L248 138L250 140L253 138L250 136V134H249V137H247V135H245ZM1 137L2 138H0V139L6 138V137H3V135ZM13 137H14V140H16L14 142V144L12 142L13 140H11V138L13 139ZM34 137L35 138L37 137L38 139L36 138V140H35ZM73 137H75V138H73ZM78 137L81 139L86 138L85 141L83 140L84 144L86 142L85 145L86 146L89 145L88 147H90L91 151H89L88 147H86V150H88V151L84 150V148H85L84 146H83L84 147L83 149L81 148L82 150L77 148V147H80V144L81 145L83 144V143H78L79 145L77 144V146H76L75 142L77 140H80ZM94 137H97V139H95ZM136 137H133L131 140H134V138H136ZM61 138H62V140H60ZM104 138H105V135H104ZM185 138L183 137V139H185ZM72 139H74V140H72ZM91 139H89V142ZM253 139L250 141L251 143L248 142V144H247L245 142V144H247L249 147L248 149L252 148V142L255 143V141H253ZM96 140H97V142H99V141H101V142H99L97 144ZM34 141L38 142L37 147H36V143ZM59 141H62V143L61 142L59 143L61 150L59 151V156H58L57 153L59 150V148H58L59 145L57 142H59ZM70 141H72L71 142L72 144H70ZM73 141H75L74 142L75 145H73ZM171 141H172V139H171ZM236 141L238 144V138H236ZM17 142L19 144H17ZM32 142H33V144H32ZM108 142L107 143L109 145H111V147H112V142H114V141L111 140ZM227 142H229L228 139H227ZM230 142H231V140H230ZM230 142L228 143V145L232 149L228 150L227 154L231 153L233 150V152H238L236 154V156H238L239 153H241L240 148H238V149L234 148L233 144H231L232 145V147H231ZM242 142L244 143V141H242ZM56 143H57V146H56ZM102 143H104V145ZM233 143L236 144L235 140ZM167 144H168V147H170L171 149L173 148L171 145V142L169 140H168ZM245 144L244 145L238 144V145L239 146L242 145V148H243V146H245ZM31 145H32V148H31ZM53 145H55V146H53ZM238 145H237V147H238ZM254 145L255 144H253V146ZM72 146H75V148H76V152H74L73 156H72V153L74 151L73 150L74 147L70 148ZM12 147H11V149H12ZM39 147H40L41 151L39 150ZM255 147L258 148L257 145H255ZM27 148H29L28 152L26 150ZM37 148L41 153L39 151H37ZM55 148H58L57 151ZM244 148H246V146ZM54 152H55V154H54ZM62 152L65 153L63 156H62V154H63ZM170 152H171V150H170ZM26 153H28V155ZM60 153H62L61 154L62 157H65V156H71V157L66 158L68 160L64 161V164L60 163V161L63 160V158L60 157ZM66 153H68V155H66ZM75 153H78V156H76L77 154L75 155ZM252 153H253V151H252ZM233 154L235 156V153H233ZM258 154H259V152L256 153L255 155H252V157H256V156H258ZM86 155H88L90 158L87 157ZM12 156H13V153H12ZM33 156L31 158H34ZM48 156L50 158H48ZM15 157H18V158L14 159ZM19 157H22L23 161L26 162V163H24L23 167L25 166V168H26L27 162H28L29 169L31 166L30 164H32V166H31L32 169L30 170L31 173H32L33 169L35 170V168H36L37 172H39V169H40V173H38L37 175H35V174L33 175V173L35 172L34 171L32 173V175H30V173H29L30 171L27 168L28 173L30 175V177L28 179V177H26V175H25V174H27V172H25V170H24L25 168L22 171L21 170L23 168V167H21L22 164L17 163V161H19ZM241 157H242V155H241ZM2 159L6 160L4 163V166H6V167H3ZM13 159L16 161L15 163H14ZM49 159H50V162H52V163H50V166L47 165L49 163ZM59 159H60V161H59ZM242 159H243V157H242ZM11 160H12V163H10ZM64 160H65V158H64ZM34 161H35L36 167H33V166H35V164L33 165ZM42 161L44 164L41 163ZM103 161H104V159H103ZM92 162H93V165H92ZM85 163L87 166L84 165ZM6 164H8V165H6ZM9 164L14 165V166L11 167V165H9ZM17 164H18V167H20V168L15 167V165H17ZM37 164L39 167L37 166ZM40 165H41V167L43 165L44 168L43 167L41 168ZM7 167H9V170ZM97 167H101V166L97 165ZM140 167L141 166H138L137 168L140 169ZM4 171H6V172L8 171L7 174H5L6 172H4ZM20 171H22L21 175H20ZM122 171H121V173H124V171L123 172ZM17 172H19V173H17ZM24 172H25V174H23ZM10 173H11V175H10ZM49 174H51V176H49ZM62 174H63V172H62ZM19 175L21 177L20 178L21 181L19 179ZM23 175H25L24 178L22 177ZM29 175H27V176H29ZM15 176H16V178H15ZM63 176H64V174H63ZM117 176L118 177L120 176L121 178L126 179V177H122V176H124V174H122V175H120V174L116 175L115 174V179H118ZM24 181H25V179H24ZM31 181L30 182L25 181V183L27 182L28 186H27V184L20 186V187H23V188H21V191H23V194H24V192H25V195L27 193H29L27 195H29L31 198V200H30L29 196L27 197V195L26 196L22 195V199L24 198V196L26 198V199L24 198L25 200L22 201L23 204L21 202H20V204L19 203H12V202L9 203V202H7V200L5 201L4 199H2L1 198L2 195L0 194V199L4 200L7 204H10V205L14 204V207L16 210H14V207L12 208L13 205L10 206L11 208L9 207L11 209V211L14 210V212H12L11 216L15 217V215H16V217L18 216L17 218L19 220L20 215H18V214L22 211L21 213L23 214L22 215L23 219L20 216V221L24 220V219L27 220L28 212H29V215H28L29 221H32V220L38 221V219L36 217V215H38V213H36V214L32 213L33 215L31 214L32 216H30L31 210L35 213V212H38L37 209H39L41 207L42 211H41V209H39V212L41 211L39 214H41L43 212V208L45 210V208L48 206V205L44 206L41 203V201H40V203H41L40 206H38L39 202L37 203V201L41 200L42 198H43L42 202L45 201L46 193H47L44 190L45 188L43 189V192L44 191L45 192L44 193L40 192L39 196H36L34 194L37 198H34L35 197L34 195L31 197V195L33 194V192H30V191H32V188H31V186H29V183H31ZM42 183L44 185L40 188L39 184H42ZM72 183H74V182L72 181ZM53 184L56 185L57 182H53ZM74 185H77V182H76V184L74 183ZM26 186L29 189L30 188L31 189L28 191V188H24ZM43 194L45 196H43ZM19 196H21V194ZM27 199H28V201H27ZM29 200L31 202H33L32 207H31L32 203L28 204ZM34 201H36V206L38 208H36ZM61 202H63V205L64 204L67 205V203H69V200L67 201L66 197L63 196ZM1 204H0V208L5 210V212L3 213V215H5V213L9 209L8 205H7V210H6L4 206H3V208L1 207L2 206ZM56 204L57 203H55V209H54V204H51L50 205L51 207L48 206V208H46L47 211H45V212H48V209H50L48 214L51 213V215L53 216L51 219L56 218L55 223L51 222L52 220L46 219V218H49V215L47 216L46 214H44V212L42 215H45L46 218L45 217L41 218L42 215H40V218H39L42 221L41 223H43L44 221H47V222H49V224L52 227L46 226V224H45L46 222L41 224V225H39L40 224V222H39L38 225L41 227L43 225L45 232L49 231V234L53 233L51 235V237L57 238L58 235L56 233H57V231H60L61 233L60 232L58 233L59 239H60V236H61L60 234H62V231L67 232V230L62 225V223L64 222L63 216H62V218H61V216L59 217V215H61L60 213L64 214L63 212H61L62 208L56 207ZM18 205H20L21 208L19 207V209H18ZM42 205L44 207H42ZM22 206H23V208H22ZM10 209H9V214L11 213ZM75 210L76 209L74 208L72 212H74ZM91 210H92L91 212L93 214L90 217H89L90 214L86 213V215L89 217V219L90 220L98 219L96 217H100L99 211L95 207H92ZM16 211H18V212H16ZM24 211H26V213H24ZM15 212H16V214H15ZM25 214H27V215H25ZM3 215H0V220H4L5 218L9 217V215L8 216L5 215L4 217H3ZM24 216H26V217H24ZM29 217L32 218V220ZM38 217H39V215H38ZM91 217H93V218H91ZM171 217H172V214H170V218ZM61 219H62V221H61ZM59 220L61 221L60 225H59V222H60ZM10 221L13 222V220H10ZM67 221L65 222L66 225L63 223L66 227L68 225L67 229L70 228V225H72V227H74L73 229L71 227L72 230H74L77 227L76 225L73 226V224H75V223L71 224L70 223L71 221H68L69 224H67ZM97 221L99 222V219ZM97 221L94 225L93 224L90 225V226H93V228L91 227L92 229L95 230V228H94L95 225H96V228H101V226H103V227L106 226V224L104 226V222H100L98 224ZM101 221H103V220H101ZM14 225H16V224H14ZM55 225H57V226H55ZM83 226H84V224H83ZM54 227H59L60 230H59V228H58V230H57V228H55V231H54ZM61 227H62V229H61ZM49 228L51 229V231ZM68 231H71V230H68ZM54 232H55V234H54ZM110 232H111V234L116 233V232L111 230V231H109V236H110ZM106 233H108V232L105 231L104 235ZM102 235H103V233H102ZM85 236L86 237H82L79 234H77V232H76V237L83 238V239H90V237L87 238V235H85ZM70 241H73V240H70Z\"/></svg>", "mask_w": 264, "mask_h": 264}]
</instances>
